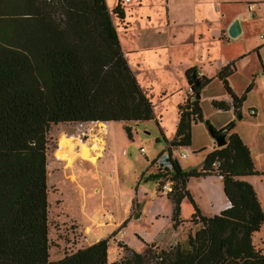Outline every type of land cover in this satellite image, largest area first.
Segmentation results:
<instances>
[{
	"label": "trees",
	"instance_id": "obj_1",
	"mask_svg": "<svg viewBox=\"0 0 264 264\" xmlns=\"http://www.w3.org/2000/svg\"><path fill=\"white\" fill-rule=\"evenodd\" d=\"M107 1L0 0V264H109L107 239L50 260L47 158L52 125L155 120L154 106L130 68L113 21V16L126 18L127 3L114 0L110 9ZM231 66L218 77L237 113L252 84L235 96L227 83L235 71ZM194 72L188 70L186 78L198 94L212 79ZM213 106L231 108L224 101ZM179 110L177 136L169 148L171 167L151 179H163L160 186L167 179L173 184L167 195L173 228L188 221L197 229L186 245L161 252L158 264H264V254L253 243L264 211L254 187L242 180L264 173L256 170L250 149L236 133L229 135L226 147L206 156L202 169H182L172 148L192 145L193 124L214 127L203 119L200 101H187ZM124 128L132 139V128ZM233 128L231 122L224 130ZM216 160L221 162L217 169ZM217 175L231 207L206 216L187 184L191 178ZM184 201L194 208L187 220L182 217ZM112 264H143V256L135 253Z\"/></svg>",
	"mask_w": 264,
	"mask_h": 264
},
{
	"label": "rangeland",
	"instance_id": "obj_2",
	"mask_svg": "<svg viewBox=\"0 0 264 264\" xmlns=\"http://www.w3.org/2000/svg\"><path fill=\"white\" fill-rule=\"evenodd\" d=\"M219 1H221L229 18L246 13L248 10L246 1L256 3L259 8L260 18L251 19L246 16L242 18L246 20L243 24L247 28V33L245 37L240 39V42L248 41L246 52L242 53V59L238 60L239 56L233 55L232 47L226 50L227 54L232 52L231 60L236 62L237 67V73L231 79V84L239 95H243L249 85L253 84L252 87L254 85L258 86L259 81L264 79V75H260L264 73V70L257 69L261 62L264 64V0ZM107 3L110 9L115 5L114 0H108ZM140 6H143L142 0H131L126 6V18L122 21L113 16V21L119 34L122 49L125 55L127 54L130 68L135 71L134 74L139 85L147 92L154 106L155 120L145 121L137 125L113 122L110 123L107 136L100 133L97 124L92 123L51 126L47 135L48 225L51 261H58L66 254H73L79 249L88 247L97 239H107L109 241V264L130 259L135 253L143 256V264H158V256L161 252L172 251L178 244L186 245L189 233L193 234L197 229V226L188 221L174 229L170 219L173 205L171 202L164 201V198L159 199L157 197V181L151 179L141 181L144 175H148L147 169H149L151 160L156 156L163 158L168 167H171L168 161L170 152L156 121L159 120L163 123L162 126L164 125L167 129L166 136L168 139L175 134L174 120L176 113L174 108L178 94L176 91H178L177 88L181 89L182 87L178 86L177 81L172 82V80H175L176 75H174V72L173 74L169 73L168 64H165L164 69H159L157 58L154 59L155 62L152 61L153 54L152 57L143 56V54H151L152 51L137 53L138 49L133 46V43L139 44L135 32L130 33V37L124 36L125 34L128 35L129 26L134 24V20L137 21L135 18L136 12L140 11L141 15L148 13L147 7L139 9ZM261 11L263 12L262 18ZM137 18L139 20L140 15ZM157 41L160 40L157 39ZM231 42L236 44L234 40ZM140 43L142 42L140 41ZM144 47L145 45L142 48ZM239 49L241 50L242 46ZM255 74L260 76L257 77V80L250 82V77L255 79L253 76ZM180 79L179 77L181 83ZM249 82L250 84H248ZM183 88H185L184 83ZM173 91L176 93L174 96H172ZM179 92L183 93V90ZM224 94H226V91L223 85L216 81L204 93L205 99L201 101L204 115L212 127L217 125V120L225 121L226 115L222 113L213 115L214 107L206 97L217 96V99L222 100ZM258 94L259 91L258 93L254 91L242 110H239L234 116V120L240 126V131L243 130L242 133L245 136L246 134L252 136L257 132V128L252 124L253 118L250 116L251 108L249 107L258 99ZM188 99H190V93ZM240 114L244 118L243 121L237 120V116ZM126 125L132 128V139L128 137L125 131L124 127ZM258 131L260 137L253 146L255 156L264 152V127L259 128ZM101 139L105 140L106 146L105 151H103L104 156L98 160L97 166L102 165L106 178L112 175L113 178L117 179L116 186L111 185L105 178L101 180L100 186L98 183L95 184V186L105 190L108 199L106 202H101L99 199L97 201L93 192L97 187L92 188V179L95 178L92 172L97 166L81 161V158H87L88 147L94 149L93 153L98 150L94 146L95 141L99 142ZM213 141L205 123L199 126L194 125L193 144L188 148L190 151L189 158L182 159L180 156L182 150L178 147L172 148V155L175 156L173 158L178 159L179 163L181 162L187 169H189L187 165L190 164L198 166L202 164L201 161H205V152L210 151L211 142ZM246 141H248L247 138ZM59 143L64 144V152L61 155L65 156L60 161L55 157L57 150H60ZM99 145L103 147L104 143ZM201 147H204L206 151L200 152L199 148ZM142 149L145 150V154ZM93 156L97 158L96 155ZM255 166L263 171L264 157L259 160L255 159ZM160 170L159 165H156L155 174L160 173ZM84 177L88 178L84 180ZM81 178L83 181H81ZM85 181L89 191L84 185ZM250 182L257 187L254 190L257 189L255 191L262 204H264V177L252 178ZM164 183H170V179L165 180ZM138 185L145 187L146 192L149 193L147 197L149 204L147 206L146 202H131V204L128 203V207H125L123 202H111L110 199H114L115 192L121 194L135 192ZM82 187L85 191L82 190ZM162 187L159 186L158 188L160 194L162 193ZM191 187L197 205L203 210L204 215L209 216L207 213L211 212L207 205L208 202L203 198L198 186ZM171 188L173 189V184H171ZM86 198L88 202L83 201ZM129 200L126 199L128 202ZM184 205H190V203L186 201ZM149 209H151L152 214L148 213ZM156 213L160 215H154ZM112 216L114 218L110 219ZM182 217L184 220L189 219L184 214H182ZM99 225H105L107 228H97ZM262 235L264 241V229ZM258 243L259 238H256V244Z\"/></svg>",
	"mask_w": 264,
	"mask_h": 264
},
{
	"label": "crops",
	"instance_id": "obj_3",
	"mask_svg": "<svg viewBox=\"0 0 264 264\" xmlns=\"http://www.w3.org/2000/svg\"><path fill=\"white\" fill-rule=\"evenodd\" d=\"M146 1L147 0H142L143 6H140L139 9H141L142 7H147L148 13L146 15H141L139 13L140 11H138V13L136 12L135 18L137 21L134 20L135 25L131 24L129 26L128 35L125 34L124 36L130 37V33L135 32L137 35V40L139 44L133 43V46L134 48L138 49L137 53H139L140 51L141 52L152 51L151 54H143V56L152 57V54H153L152 61H154V59L157 58L158 60L157 63L159 64V66L158 64L157 66L159 67V69H164L166 67L165 64H168L169 73L173 74L174 72V75H176V77H174L175 80H172V82L177 81L176 83L178 84V86L182 87L181 89L177 88L178 90L176 91V93H178L177 99L174 98L175 99L174 111L176 113L174 124L176 127V131H175V134L173 133L174 135H172L170 139H168L166 136L167 129L164 127V125L162 126L163 123L157 120L162 138L164 139L165 143H167V148L169 149L170 142H173L177 136V127L179 125V120H180L179 107L186 104L187 101L190 102L191 100V99H188L189 87H190V85L188 84L187 78H186V72L188 70L195 69L194 73L196 74L198 78L212 79V82L209 83L207 86H205L200 91V96H201L199 100L200 107H201V101L205 99L204 93L209 89L211 85H213L216 81H218L224 87L223 81H221L218 76L224 68L231 66L232 64L234 65L235 71L233 72L231 76L227 78V83L232 93H234L235 96L237 97L242 96V95H239L235 91V89H233V86L231 84V79L237 73L236 62L231 59H232V56L235 55V56H239L238 60H240L242 59L241 57L243 56L242 53L246 52L245 49H247L248 41H244L242 43L240 42V39L242 37H245L247 33V28L244 25L246 20L245 19L243 20L242 18H244V16L248 17V12L246 11V13L244 12L242 14H238L236 16L229 18L228 15L224 11L221 1L219 0H149L148 2ZM246 3L249 4V3H254V2L246 1ZM139 15H140V18L138 20L137 16ZM260 15L262 18V15H263L262 11L260 12ZM258 17H259V13H258ZM143 18L145 19V22ZM236 19H239L240 21V24L242 27V34L236 39H231L229 38L227 31L230 25ZM157 39H159L160 41H157ZM232 40L236 41V44H233L231 42ZM140 41L142 43H140ZM143 41H145V43H143ZM144 45L145 47L142 48ZM240 46H242L241 50L239 49ZM230 47L233 48V51H232L234 53L233 55H231L232 52L231 54H227L226 52V50L229 49ZM226 55L228 57H225ZM220 56H222V58H220ZM126 57H127V54H126ZM260 68L264 70L263 62H261V65L257 67V69H260ZM133 72L135 73V71ZM260 75H264V73ZM260 75H256V74L253 75L255 79H252V77H250V82L257 80V77ZM179 77L181 78L180 79L181 83L179 82ZM250 82L248 84H250ZM183 83L185 84V88H183ZM173 85H176V84H173ZM180 90H183V93H180L179 92ZM254 91H257V93L259 91V94H258L259 97H257L258 99L255 100V102L249 108H251L250 110L255 111V115L251 117L253 118L252 124L257 128L256 130L257 132L254 133L252 136H249V134H246L247 137L244 135V133H242L243 130L240 131V126L234 120V116L236 115L235 114L236 112L233 107V99L227 91H226V94H224V98L222 100L217 99L218 98L217 96H210L206 98L209 101H211L212 105H213V102L215 101H224L231 106V108L227 111L219 110L213 106L214 107L213 115H219V113L226 115L225 121L217 120L216 121L217 125H214L213 127L216 131H220V130H224L227 127V125L233 122L234 128L231 131H229L228 137L229 135L233 133H236L240 136L243 142L250 149L251 156H252V159L255 165V159L259 160L261 159V157H264V152L262 154H258L257 156H255L253 153V146L255 145L258 138L260 137V132L258 131V129L261 127H264V79L259 81L258 86L254 85V87H252V90L246 95V100L242 104L240 111L242 110L243 106L247 103L249 96H251L252 93H254ZM176 93L175 91H173L172 96H174ZM202 115H203V119L208 121L207 117L204 115L203 109H202ZM241 120L243 121L244 118L242 117ZM94 124H97V123H94ZM200 124H202V122H197L196 124H193V126L194 125L199 126ZM109 126H110V123L106 124V130H105L104 136H107V132L110 130ZM246 138L248 141H246ZM192 139H193V128H192ZM95 143L96 144L94 146L98 150L95 151V153H93L94 149L92 147L91 148L88 147L87 158L86 159L81 158V161L85 163L89 162L92 165L97 166L98 160L104 156L103 151H105L106 142L104 139H101V141L99 142L95 141ZM100 143L101 144L104 143L103 147L99 145ZM179 148L182 151L186 150L190 153L188 149L189 147H179ZM199 149H200L199 150L200 152L206 151L204 147H201ZM215 149H218V148L216 147V143L213 141L211 142L210 151L205 152L206 153L205 155L207 156L210 152L214 151ZM93 155H96L97 158L94 157ZM173 156L174 155H172V158ZM90 157H92L90 159L91 161L89 160ZM168 161H169V158H168ZM201 162L202 164L198 166H196V164L195 165L190 164V165H187V167L189 169L200 170L202 169L203 164H204L203 161ZM156 165L157 166L159 165V167L163 170L170 169V167H168L167 165V162L164 161L163 158L161 159V158H158V156H156L151 160L149 169H147L148 175H144L143 178H141V181L151 179L152 178L151 176L155 175ZM180 165L182 169L189 170L181 162H180ZM255 168L257 171L264 173V170L260 171L256 166ZM92 173L93 175H95V178L92 179L93 181L92 188L97 187L93 191L96 196V200L98 201L99 199V201L101 202H106V200L108 199H107V194L105 190L103 188L95 186V184L98 183L100 186L101 180L105 178L109 181V183H111V185L116 186L117 179L113 178L112 175H109L106 178L102 170V165L97 166V168L93 169ZM257 177H264V175L244 177L242 178V180L250 183L254 188H257L254 185V183L250 182L252 178H257ZM86 178L84 177V180H86ZM151 180H154V179H151ZM81 181H83L82 178H81ZM161 181H163V179ZM161 181H157V184H158L157 191H156V195H158L157 197H159V199L164 198V201L166 202H172L168 198V196L165 195L163 192L161 193L162 195L158 192V188L160 186ZM191 181H194V182H191ZM84 185L86 187V181ZM191 186H198L203 198L206 200V202H208L207 205L211 212V213H207L209 216L219 215L222 211L228 208L229 202L226 196L224 195L223 181L221 179H218L215 176H207L204 178H191L187 184V189L191 193L194 201L197 202L193 192H191L192 191ZM82 190L85 191L83 187H82ZM87 191L89 190L87 189ZM148 194L149 193L146 192L145 187H140V185H138L135 192H131V193L125 192V194L123 193L121 194L120 192H115L114 199H110V200L111 202H123L125 207H128V203L131 204V202H146V206H147L149 204V201H148L149 199L147 198L149 196ZM127 198L130 199L129 202L126 201ZM258 200L264 211V204H262V202L260 201L259 196H258ZM83 201L88 202V199L86 198V200H83ZM200 210L202 211V213H204L201 208ZM84 212H85V209H84ZM148 213L149 214L151 213V209L148 210ZM193 213H194V208L192 207L191 204L190 205H184V203L182 204V214H184L185 217L190 218ZM171 214H172V211H171ZM171 214H170V217H171ZM154 215H160V214L156 213ZM112 218L114 217L112 216L110 219ZM90 219L94 221L92 218ZM99 227L103 229L107 228V226L105 225H99L97 228ZM263 229H264V224L260 232L254 234L253 243L256 249L261 250L262 253L264 254V241L262 238ZM100 232L104 233L103 231H100ZM256 238H259L258 244H256ZM99 240L101 239H97L94 243L98 242Z\"/></svg>",
	"mask_w": 264,
	"mask_h": 264
},
{
	"label": "water",
	"instance_id": "obj_4",
	"mask_svg": "<svg viewBox=\"0 0 264 264\" xmlns=\"http://www.w3.org/2000/svg\"><path fill=\"white\" fill-rule=\"evenodd\" d=\"M227 34L229 36V38L231 39H236L238 38L241 34H242V27L240 24L239 19H236L228 28ZM195 85L198 86L199 82H195ZM201 98L200 93L195 95V100L199 101ZM242 116L239 115L237 116V120H241ZM208 132L211 136V138L214 140V142L216 143V147L218 149L224 148L227 146L228 144V133L229 130H224L220 133L216 132L214 129L212 128H207Z\"/></svg>",
	"mask_w": 264,
	"mask_h": 264
},
{
	"label": "built area",
	"instance_id": "obj_5",
	"mask_svg": "<svg viewBox=\"0 0 264 264\" xmlns=\"http://www.w3.org/2000/svg\"><path fill=\"white\" fill-rule=\"evenodd\" d=\"M122 1L125 2V3H127V4L131 2V0H122ZM247 12H248V17H250L251 19L258 18V5L255 4V3L248 4V10H247ZM189 93H190V99H191L190 100V103L191 102H194L195 101V94H194V92H193V90H192L191 87H189ZM254 115H255V111L254 110H250V116H254ZM142 152L145 154V150L142 149ZM189 155H190V153L188 151L183 150L181 152V155L180 156H181L182 159H187L189 157ZM220 165H221V162L219 160H216L213 163V167L215 169L219 168ZM215 177H217L218 179H221L222 180V176L221 175H217ZM171 184H172L171 182L168 183V184H165L164 183V185L162 187V192L165 195H168V194L172 193L173 189L171 188ZM230 207H231V204L228 203V208H230Z\"/></svg>",
	"mask_w": 264,
	"mask_h": 264
},
{
	"label": "bare ground",
	"instance_id": "obj_6",
	"mask_svg": "<svg viewBox=\"0 0 264 264\" xmlns=\"http://www.w3.org/2000/svg\"><path fill=\"white\" fill-rule=\"evenodd\" d=\"M92 124H94V123H92ZM106 124H108V123H106ZM106 124L105 123H97V125H98V127H99V131H100V133H102L103 135L105 134V130H106ZM59 148H60V150H57V152H56V154H55V157H56V159L57 160H61V159H63L65 156H62L61 154H63V152H64V144H61V143H59ZM100 157V156H99ZM228 209V208H227Z\"/></svg>",
	"mask_w": 264,
	"mask_h": 264
},
{
	"label": "clouds",
	"instance_id": "obj_7",
	"mask_svg": "<svg viewBox=\"0 0 264 264\" xmlns=\"http://www.w3.org/2000/svg\"><path fill=\"white\" fill-rule=\"evenodd\" d=\"M250 4V3H249ZM256 4V3H255ZM191 87V86H190ZM192 88V87H191ZM193 90V89H192ZM194 92V91H193ZM195 94V93H194ZM196 95V94H195ZM170 148V147H169Z\"/></svg>",
	"mask_w": 264,
	"mask_h": 264
}]
</instances>
